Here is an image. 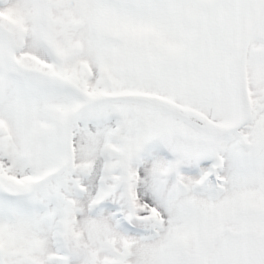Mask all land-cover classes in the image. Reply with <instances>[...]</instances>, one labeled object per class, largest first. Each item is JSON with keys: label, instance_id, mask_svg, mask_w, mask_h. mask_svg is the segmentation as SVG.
<instances>
[{"label": "snow or ice", "instance_id": "6c2138e0", "mask_svg": "<svg viewBox=\"0 0 264 264\" xmlns=\"http://www.w3.org/2000/svg\"><path fill=\"white\" fill-rule=\"evenodd\" d=\"M0 264H264V0H0Z\"/></svg>", "mask_w": 264, "mask_h": 264}]
</instances>
